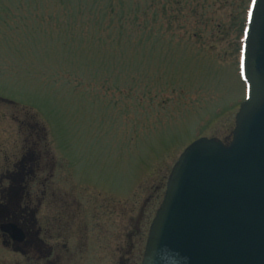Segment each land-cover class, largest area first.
Instances as JSON below:
<instances>
[{
	"label": "rangeland",
	"instance_id": "1",
	"mask_svg": "<svg viewBox=\"0 0 264 264\" xmlns=\"http://www.w3.org/2000/svg\"><path fill=\"white\" fill-rule=\"evenodd\" d=\"M250 2L0 0V176L31 148L32 205L77 199L78 264H140L179 155L230 141Z\"/></svg>",
	"mask_w": 264,
	"mask_h": 264
},
{
	"label": "water",
	"instance_id": "2",
	"mask_svg": "<svg viewBox=\"0 0 264 264\" xmlns=\"http://www.w3.org/2000/svg\"><path fill=\"white\" fill-rule=\"evenodd\" d=\"M241 73L231 140L201 137L180 154L141 264H264V0L251 3Z\"/></svg>",
	"mask_w": 264,
	"mask_h": 264
},
{
	"label": "flooded vegetation",
	"instance_id": "3",
	"mask_svg": "<svg viewBox=\"0 0 264 264\" xmlns=\"http://www.w3.org/2000/svg\"><path fill=\"white\" fill-rule=\"evenodd\" d=\"M34 158L31 148H27L14 169L0 176V254L9 255L7 260L0 258V264H60L64 257H71L78 264L79 253L87 242L86 236L82 235L81 240L85 230L80 229L81 210L77 199H70L71 208L65 206L66 201L58 199L51 192L52 188L46 187L45 178L39 182L42 192L36 198L37 206H33L36 195L32 193L35 176L31 163L36 161ZM47 194L51 201L45 209H38ZM56 202L60 203L58 208ZM17 246L21 247L20 251ZM17 253L23 256L22 262L15 260Z\"/></svg>",
	"mask_w": 264,
	"mask_h": 264
},
{
	"label": "trees",
	"instance_id": "4",
	"mask_svg": "<svg viewBox=\"0 0 264 264\" xmlns=\"http://www.w3.org/2000/svg\"><path fill=\"white\" fill-rule=\"evenodd\" d=\"M38 131L39 132H41L43 135H45V129L43 128V127H40L39 125H38Z\"/></svg>",
	"mask_w": 264,
	"mask_h": 264
}]
</instances>
